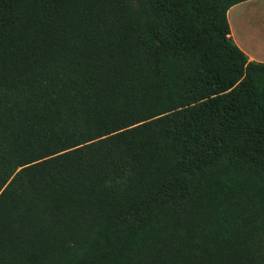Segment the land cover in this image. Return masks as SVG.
Instances as JSON below:
<instances>
[{
	"label": "trees",
	"instance_id": "16d2710c",
	"mask_svg": "<svg viewBox=\"0 0 264 264\" xmlns=\"http://www.w3.org/2000/svg\"><path fill=\"white\" fill-rule=\"evenodd\" d=\"M245 1L0 0V264H264Z\"/></svg>",
	"mask_w": 264,
	"mask_h": 264
},
{
	"label": "rangeland",
	"instance_id": "374dc122",
	"mask_svg": "<svg viewBox=\"0 0 264 264\" xmlns=\"http://www.w3.org/2000/svg\"><path fill=\"white\" fill-rule=\"evenodd\" d=\"M233 23L235 24V30L240 32V37H237V41L240 49L246 52L255 61L264 62V34H260L262 30L261 24L264 23V17L245 11L239 15H236Z\"/></svg>",
	"mask_w": 264,
	"mask_h": 264
},
{
	"label": "crops",
	"instance_id": "0c3cea01",
	"mask_svg": "<svg viewBox=\"0 0 264 264\" xmlns=\"http://www.w3.org/2000/svg\"><path fill=\"white\" fill-rule=\"evenodd\" d=\"M247 10L252 12V13H257V14L264 17V0H247L245 2L236 4L235 6H233L229 9V11L227 13V19H228V23H229V27H230V36L236 45L238 44L237 41H240L237 39V37H240L241 33L238 32L237 30H235V24L233 23V20H234L236 15L244 13ZM261 27H262V30L259 31V33L264 34V23L261 24ZM238 45H240V44H238ZM245 54L248 57L249 61H255L246 52H245ZM256 62H262V61H256Z\"/></svg>",
	"mask_w": 264,
	"mask_h": 264
}]
</instances>
